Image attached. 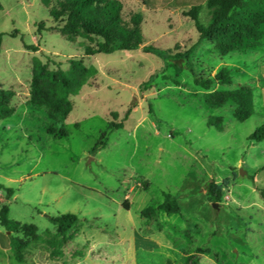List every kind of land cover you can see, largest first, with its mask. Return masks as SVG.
Returning <instances> with one entry per match:
<instances>
[{
  "label": "rangeland",
  "instance_id": "1",
  "mask_svg": "<svg viewBox=\"0 0 264 264\" xmlns=\"http://www.w3.org/2000/svg\"><path fill=\"white\" fill-rule=\"evenodd\" d=\"M119 1L125 13L142 16L143 44L85 56L81 39L69 43L56 31L36 35L37 23L53 26L40 0H0V86L14 92L16 108L0 121V184L14 191L8 198L0 189V208L8 206L10 220L34 225L40 240L55 232L50 217L78 218L60 260H51L38 242L25 251L24 263L16 262L0 226V264H94L90 250L123 253L127 243L118 244V236L160 227L157 241L164 246L148 258L151 264H161L166 254L177 264L191 255L187 264H264V141L248 140L264 124V25L257 46L244 41L221 57L209 42H198L184 15L199 5V22L206 25L207 0ZM73 58L97 74L71 97L70 114L62 118L29 105L35 65L69 72ZM221 68L232 82L210 91L252 89L255 113L243 122L234 118L231 102L207 107L210 91L194 85L190 69L208 78ZM209 117L222 118L223 130L209 127ZM51 128H64L67 136L55 137ZM100 138L104 146L93 151ZM210 181L222 187L219 202L207 195ZM165 194L179 212L140 219V211ZM197 249L207 252L198 256Z\"/></svg>",
  "mask_w": 264,
  "mask_h": 264
},
{
  "label": "trees",
  "instance_id": "2",
  "mask_svg": "<svg viewBox=\"0 0 264 264\" xmlns=\"http://www.w3.org/2000/svg\"><path fill=\"white\" fill-rule=\"evenodd\" d=\"M47 9L53 26L46 27L45 22L36 25V35L44 31H56L69 43H77L81 39L80 46L85 56L98 54H112L121 51H134L143 44L142 16L139 13L124 12L122 2L119 0H40ZM147 5V0H142ZM206 7L210 13L209 22L203 25L199 22L201 6H192L184 13L194 24L198 33V42L207 41L213 45L214 50L224 57L238 47L244 41H252L257 46L261 38L260 26L264 25V0H207ZM17 32L9 36L14 37ZM2 37L0 34V53L2 49ZM28 51H38L37 46L23 45ZM193 47L189 50L193 51ZM193 75L194 85L204 91H210L214 85H230L232 78L226 68L219 69L213 76L203 78L190 69ZM97 74L93 67H86L82 60L75 58L69 60V72L63 71L59 66L49 70L47 64L37 63L31 74L29 105L46 110L53 116L66 118L73 109L71 97L78 94L89 77ZM173 84L179 85L177 80ZM14 92L3 89L0 86V121L10 118L16 112L13 105ZM207 107L218 109L226 103L234 105V118L243 122L254 115L253 94L250 86L241 85L228 91H210L204 96ZM209 127L223 130V120L220 117H209ZM109 127H115L110 124ZM49 134L55 137H65L64 128ZM104 136V133L101 135ZM251 143L264 141V124L258 126L249 136ZM104 142L100 138L92 148L93 151L103 147ZM0 189L6 192L10 198L14 191L0 184ZM207 195L212 202H219L222 198V187L214 181H210L206 188ZM264 196V194H262ZM128 209L125 204H122ZM172 215L179 212L178 204L171 195L165 194L163 201L157 206L146 207L140 212L144 219L156 218L158 212ZM55 228L54 233H45L40 240L37 228L32 224H21L9 219V208L3 205L0 208V226L9 232V248L13 259L18 263L25 262V251L34 243H40L46 247L51 260L63 258V248L73 239V231L77 228L78 218L74 214H60L49 218ZM198 253L205 252L198 250ZM78 255L74 253L72 257ZM194 256L190 257L189 261Z\"/></svg>",
  "mask_w": 264,
  "mask_h": 264
},
{
  "label": "crops",
  "instance_id": "3",
  "mask_svg": "<svg viewBox=\"0 0 264 264\" xmlns=\"http://www.w3.org/2000/svg\"><path fill=\"white\" fill-rule=\"evenodd\" d=\"M139 217L140 219H144L140 216V213H139ZM161 233H163L162 227H160L159 229H150L146 234L132 233L130 237L126 239L124 237L120 239L118 236L117 237L118 244L127 243L124 252L123 253L113 252L112 254H108L104 250L102 251L98 250V252H95L94 250H90L91 254H93L92 256H93L94 264H116V263L117 264H151L150 259L148 258L152 257L155 254H159L164 246L159 241H157L158 234ZM187 234L189 233L187 232ZM198 250H202V249L196 250V254L198 256L207 252V250H204L205 252L198 253L197 252ZM192 256L193 255L188 256L186 264L191 261V260L189 261V259ZM161 264H177V263L172 261L168 256V254H166L164 255Z\"/></svg>",
  "mask_w": 264,
  "mask_h": 264
},
{
  "label": "water",
  "instance_id": "4",
  "mask_svg": "<svg viewBox=\"0 0 264 264\" xmlns=\"http://www.w3.org/2000/svg\"><path fill=\"white\" fill-rule=\"evenodd\" d=\"M213 206L217 207V204H216V203H214V204H213ZM7 234H9V232H7Z\"/></svg>",
  "mask_w": 264,
  "mask_h": 264
}]
</instances>
